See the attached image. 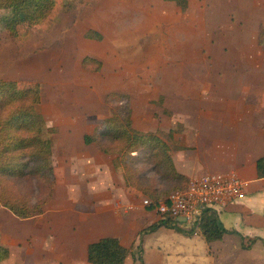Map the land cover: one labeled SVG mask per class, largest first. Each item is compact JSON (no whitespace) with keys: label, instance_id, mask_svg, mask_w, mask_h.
I'll use <instances>...</instances> for the list:
<instances>
[{"label":"crops","instance_id":"crops-1","mask_svg":"<svg viewBox=\"0 0 264 264\" xmlns=\"http://www.w3.org/2000/svg\"><path fill=\"white\" fill-rule=\"evenodd\" d=\"M188 1L192 11L185 14L183 25L187 23L191 29L201 22L205 23L202 25L205 29L211 21L207 19L208 14L219 13L223 18L222 25L216 21L220 34L225 36V30H228L230 41L239 38L254 52L249 55L242 45L239 53L227 52L228 47L223 46V53L220 54L223 61L235 66L226 70L223 76L244 77L252 76L253 71L259 72L256 62L264 57V53L257 44V36L264 26V5L261 6L259 0ZM110 22L114 24L113 19ZM131 29L123 27L122 33ZM112 35L114 55L117 49L124 50L119 47L120 43L122 45L129 40L119 39L121 33L118 31L112 32ZM181 38V45L189 44L191 35ZM221 38L225 43L226 39ZM83 45L92 46V52L88 54L103 61V72L99 75L101 80L106 77L107 80L99 83L93 77L82 76L76 79V88L69 82L56 88L60 93L67 94L64 101H46L50 96L44 95L40 104L42 116L49 126L57 130L52 135L56 187L53 199L43 214L19 221L26 228V236L46 238L43 247L50 244L54 248L56 240L48 241L47 237H58L61 250L69 252L64 259L56 255V258L48 257L42 264H87L88 244L105 237L118 238L129 250L123 264H212L210 261L215 260L211 259V252L216 251L240 256L250 253L252 264L260 261L264 264V178H258L256 167L257 160L264 156V88H244L246 85L242 86V83L239 88H194L190 80H186L189 88H165L161 95L166 97L165 107L171 108V116L167 117L168 130L153 124L158 121L154 118L148 97H143L147 88L136 90L140 99L132 97L133 127L140 132L160 130L166 134L165 140L170 146L175 169L186 176L188 182L208 174H225L247 183L241 200L219 211L213 210L220 226L227 232L222 240L208 243L196 228L185 221L183 226L179 218H162L154 210L142 206L141 193L126 186L122 168L115 163L116 156L104 154L94 144L84 143V135L93 134L95 128L111 114L105 102L109 91L129 94L135 91L124 81L125 75H130V60L124 59V53H119L122 59L117 60L113 55L97 52L95 47H99L98 44L84 42ZM210 47L217 49L212 42ZM171 51H156L159 62H165ZM189 55V48H186L173 58V61L183 62L187 72L186 76L181 74L177 77L172 85L182 87L181 76L188 78L194 75L195 58ZM199 55L203 69L209 60L204 59V53ZM106 60L111 63L108 71ZM245 60H248V67L243 65ZM162 66L159 65L160 72ZM262 71L264 73V69ZM73 73L82 74V57L67 60L66 74ZM82 78L87 79L89 85L86 88L82 87L86 83ZM49 89L45 93H49ZM165 219L184 231L195 229V232L188 236L165 226L150 233L143 232ZM60 222V229L53 235L52 225ZM76 254H79L77 260Z\"/></svg>","mask_w":264,"mask_h":264},{"label":"rangeland","instance_id":"rangeland-1","mask_svg":"<svg viewBox=\"0 0 264 264\" xmlns=\"http://www.w3.org/2000/svg\"><path fill=\"white\" fill-rule=\"evenodd\" d=\"M58 2L59 7L49 21L37 30L23 29L22 35L18 40L9 38L7 33L0 27V79L26 84L38 83L42 88V98L44 95L50 96L46 101H64L67 94L65 92L60 93L56 88L64 87L66 82H69V85L74 87L77 82L76 79L82 76L93 77L99 83L107 80V77L104 81L101 80L99 75L103 72V61L89 55L88 53L92 52L93 47L83 44L84 42L95 46L98 44L99 47H95L97 52L108 53L111 56L115 49L112 42V39H114L112 32L118 31L121 33L120 37L118 36L119 39H128L129 41H125L122 45L120 43L119 47L124 48V50L117 49L114 51L113 56L120 60L122 57L119 53H124V59L130 60V75H125L124 81L126 84L129 83V88L134 90L135 93L129 94L116 90L109 92L127 94L131 98V103L132 97L137 98L136 100L140 99V94L136 93L138 88H147L146 96L143 97H148L149 106L154 112V118L158 121L157 123L153 122V124H157L159 127L162 126L164 130H168V118L171 116L170 106L165 107L164 104L166 97L161 95L162 92L166 91L165 88H189V85L188 87L186 86V80L192 81L194 88H239L238 86L241 83L242 86L246 85L244 88H264V73L262 71L264 69V57L257 60L256 67H259V72L255 73L253 71L254 74L252 76H223L226 70L235 67L233 63L223 61L221 56L223 46L228 47L227 52L239 53L241 45L242 48L245 47L249 55L251 53L254 54V52L250 47L246 46L245 41H241L239 38H233V42L230 41L231 36L228 30L222 29L227 31L224 34L225 36L220 34L221 30L216 21H220L222 25L223 18L219 13L218 15L208 14L207 19L211 21L207 23V28L204 29L202 26L205 23L199 22L196 28L190 29L187 27V23L183 25L184 21L182 22V20L185 14H189L192 9L188 6V10L183 13L174 1L58 0ZM259 3L261 6L264 5V0H259ZM174 11L177 12L176 15H174ZM251 13H248V16ZM112 19L114 24L110 22ZM155 23L156 26L154 27ZM123 27H132V29L128 33H122ZM88 31L98 32L102 35V40L86 38L85 35ZM185 35H191V39L189 38L190 43L181 45V37ZM221 37H224L227 43H224ZM79 42H83V44L80 45ZM210 42L215 44L217 49H211ZM220 42H223V44H220ZM186 48H189L191 57L194 56L195 58L194 71L192 70L194 75L192 74L188 78L181 76V82L184 85L181 84L182 87L174 86L172 84L175 79L180 77L181 74L186 76L187 70L183 62L173 61V58L180 50L186 51ZM168 49L172 50L169 53V58L165 59V62L160 63L156 51L159 53V50L161 52V50L165 51ZM202 53H204V59L209 60L206 62L207 67L203 69H201L203 61L199 57L201 56L199 54ZM258 53L261 54V51ZM85 56L100 60L102 62L101 70L97 72L88 71L82 66V74L73 73V75H67V60H71L74 57H82L83 59ZM105 64L108 71L111 63L106 60ZM160 64L163 65L161 72L159 71ZM181 65L183 66L182 68ZM243 65L248 67V60H245ZM188 71L191 70L189 69ZM82 79L87 80L85 78ZM54 81L55 83H53ZM53 84L54 87H52ZM88 85L86 81L82 87L86 88ZM48 88H50V92L45 93ZM40 104L37 106V112L42 116ZM108 107L110 109L109 105ZM163 116L165 117L161 120ZM42 118L45 120L43 116ZM46 124L48 125L47 122ZM148 132L157 133L163 140L166 138V134H163L160 130H150ZM133 156H136L133 166L143 172V175L147 176V178L154 180L156 185H159L158 173L154 170L153 164L144 161L143 153H134ZM162 184L164 185V183ZM6 185L10 189L7 191L16 198V201L29 200L30 204H35L38 200L41 201L43 199L41 196L42 190L35 178L12 179L7 181ZM19 220L22 219L0 205V243L11 246L9 248L11 249L9 258L1 261L0 264H42V261L48 257L56 258L57 255L64 259V255H69V252L61 250L62 248L57 243L60 239L58 237H47L48 241L56 240L54 241L56 244L52 248L50 244L43 247V240L46 238L38 239L37 237L26 236V228L22 226V221L20 222ZM60 224L62 222L52 225L53 235L60 229ZM182 225L185 226V223L183 222ZM179 233L185 234L184 232ZM200 247L202 248V246ZM258 255L263 256L260 253ZM78 258L79 254H76V260ZM249 258L250 253H244L240 256V254H227L216 251L215 253L211 252V259L215 261H210V263L235 264L238 262L240 264H252ZM137 260H141V258L137 257ZM183 263L189 264L187 262ZM256 264H262V261Z\"/></svg>","mask_w":264,"mask_h":264},{"label":"trees","instance_id":"trees-1","mask_svg":"<svg viewBox=\"0 0 264 264\" xmlns=\"http://www.w3.org/2000/svg\"><path fill=\"white\" fill-rule=\"evenodd\" d=\"M166 1L176 2L183 13L188 10V0ZM58 7V0H0V27L9 38L18 40L23 29H39L52 18ZM85 37L102 40L98 32L88 31ZM257 43L264 53V26L259 30ZM82 66L85 70L97 72L101 70L102 62L85 56ZM41 99L42 88L38 83L0 79V205L20 219L43 214L44 207L53 199L56 187L52 134L57 130L49 127L38 114L37 106ZM130 99L127 94L109 92L105 102L110 106L111 115L95 128L93 134L84 135L83 140L87 145H96L104 154L115 155V163L122 168L126 186L140 192L142 197L158 202L172 192L184 189L189 183L188 178L175 169L170 146L165 140L157 133L140 132L133 127ZM134 153H143L144 161L153 164L159 185L133 166ZM256 167L258 178H264V156L257 160ZM30 178L37 179L43 199L35 204H30L29 200L16 201L7 191L9 187L6 182ZM161 226L188 235L195 232V229L184 231L168 219L153 224L143 232L150 233ZM194 228L208 243L222 240L227 232L220 226L216 212L211 209L204 212ZM128 253L129 250L118 238L105 237L88 244L87 262L123 264ZM9 256V247L0 243V262Z\"/></svg>","mask_w":264,"mask_h":264},{"label":"built area","instance_id":"built-area-1","mask_svg":"<svg viewBox=\"0 0 264 264\" xmlns=\"http://www.w3.org/2000/svg\"><path fill=\"white\" fill-rule=\"evenodd\" d=\"M247 183L233 175L208 174L189 182L166 199L143 198L142 206L162 218H183L193 228L208 209L219 211L244 197Z\"/></svg>","mask_w":264,"mask_h":264},{"label":"water","instance_id":"water-1","mask_svg":"<svg viewBox=\"0 0 264 264\" xmlns=\"http://www.w3.org/2000/svg\"><path fill=\"white\" fill-rule=\"evenodd\" d=\"M180 222H184L185 220L183 218L178 219Z\"/></svg>","mask_w":264,"mask_h":264}]
</instances>
